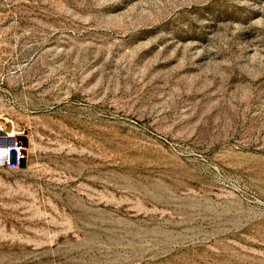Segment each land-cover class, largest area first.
<instances>
[{
  "label": "rangeland",
  "instance_id": "obj_1",
  "mask_svg": "<svg viewBox=\"0 0 264 264\" xmlns=\"http://www.w3.org/2000/svg\"><path fill=\"white\" fill-rule=\"evenodd\" d=\"M0 121V264H264V0H0Z\"/></svg>",
  "mask_w": 264,
  "mask_h": 264
},
{
  "label": "built area",
  "instance_id": "obj_2",
  "mask_svg": "<svg viewBox=\"0 0 264 264\" xmlns=\"http://www.w3.org/2000/svg\"><path fill=\"white\" fill-rule=\"evenodd\" d=\"M7 123L0 121V151L5 153L0 155V167L20 169L28 161L31 137L26 128L12 124L9 129ZM23 135L28 138L26 143L20 140Z\"/></svg>",
  "mask_w": 264,
  "mask_h": 264
},
{
  "label": "snow or ice",
  "instance_id": "obj_3",
  "mask_svg": "<svg viewBox=\"0 0 264 264\" xmlns=\"http://www.w3.org/2000/svg\"><path fill=\"white\" fill-rule=\"evenodd\" d=\"M5 153L3 151H0V155H4Z\"/></svg>",
  "mask_w": 264,
  "mask_h": 264
},
{
  "label": "bare ground",
  "instance_id": "obj_4",
  "mask_svg": "<svg viewBox=\"0 0 264 264\" xmlns=\"http://www.w3.org/2000/svg\"><path fill=\"white\" fill-rule=\"evenodd\" d=\"M15 125H16V123H15Z\"/></svg>",
  "mask_w": 264,
  "mask_h": 264
}]
</instances>
